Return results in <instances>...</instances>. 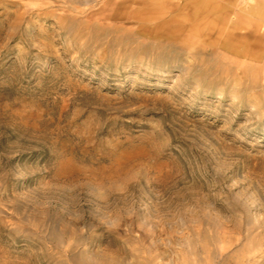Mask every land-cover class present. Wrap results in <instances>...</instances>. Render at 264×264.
Returning a JSON list of instances; mask_svg holds the SVG:
<instances>
[{"label": "rangeland", "instance_id": "rangeland-1", "mask_svg": "<svg viewBox=\"0 0 264 264\" xmlns=\"http://www.w3.org/2000/svg\"><path fill=\"white\" fill-rule=\"evenodd\" d=\"M93 260L264 264V0H0V264Z\"/></svg>", "mask_w": 264, "mask_h": 264}, {"label": "bare ground", "instance_id": "bare-ground-1", "mask_svg": "<svg viewBox=\"0 0 264 264\" xmlns=\"http://www.w3.org/2000/svg\"><path fill=\"white\" fill-rule=\"evenodd\" d=\"M253 16H257V13L256 14L255 13L252 14V17ZM252 27H253V30L248 34V37L252 38L256 42V41L260 40V38H261V35L259 34V31H260V28H261V24L258 23V22H255V20H253ZM243 55H245V57H250V58H252L254 60H258V57H259L255 52L252 53V51H250L249 49L245 50L243 52ZM246 69H243L241 73L243 74V76H245L247 78V77H249V73H252V72H251L250 69L249 70H246ZM252 80L253 79H251V81ZM234 226L237 227V228L240 227L241 226L240 221L237 220L235 222ZM85 260H86V257H83V256H80L78 258V262L79 263H84ZM92 264H119V263L118 262H111V261L97 262V261L93 260Z\"/></svg>", "mask_w": 264, "mask_h": 264}]
</instances>
